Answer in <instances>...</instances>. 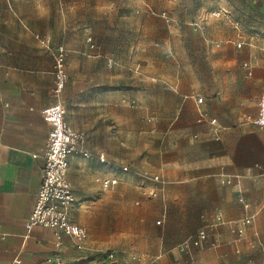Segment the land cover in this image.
Listing matches in <instances>:
<instances>
[{
    "label": "crops",
    "instance_id": "1",
    "mask_svg": "<svg viewBox=\"0 0 264 264\" xmlns=\"http://www.w3.org/2000/svg\"><path fill=\"white\" fill-rule=\"evenodd\" d=\"M61 5L58 0H0V264H9L16 258L20 264H37L56 254L63 256L64 264H97L98 260L94 251L101 245L89 238L92 226L89 218L87 226L78 223L73 206L72 221L85 227L87 232L81 241V250L76 248L73 237L59 230L28 227L41 184L45 143L52 128L43 118L42 110L60 102L65 108V121L70 125L68 82L73 88L79 87L68 72L67 56V80L62 94L58 100L50 96L55 79L54 58L52 51L42 48L40 41L50 37L52 49L61 44L58 31L62 26L57 27ZM220 59L222 66L237 65L231 55ZM252 62L254 70L248 71V75L226 68L217 72L224 78L201 91L205 98L203 104H197L191 94L187 96L188 102L182 106L187 118L179 119L183 125L176 128L175 135L183 139L192 136L203 147L192 157L185 154L178 157L177 166L172 162L163 166V175L167 177L162 176L160 193L164 206L162 228L155 238L156 247H151V253L140 255L137 264H144L155 256L159 257V264H175L172 248L203 225L213 223L218 210L226 220L239 219L255 211L256 216L245 227L246 239L235 242L227 224L209 226L203 247L192 248L191 256L184 257V261L264 264V129L254 124L240 125L237 121V116L244 112L256 115L258 98L264 94V53L257 52ZM71 96V104H79L73 93ZM205 110L211 119L200 117ZM171 131H167L168 136L173 135ZM87 159L83 157V163L77 155L68 159L67 178L76 200L80 196L76 186L90 192L97 184L107 191L122 180L123 173H117L118 183L104 189L97 179L111 177L113 173L97 159ZM87 163L95 166L100 163L104 168H95L81 176L74 173L78 170L74 166ZM169 176H173L172 180ZM223 176H231V182L221 184ZM151 186L156 185L151 183ZM81 198L87 196L81 195ZM244 202L250 203L249 210L244 209ZM87 211L88 215L92 214ZM143 219L147 239L152 233V224L148 215L144 214ZM251 241L256 243L255 249L250 248Z\"/></svg>",
    "mask_w": 264,
    "mask_h": 264
},
{
    "label": "rangeland",
    "instance_id": "2",
    "mask_svg": "<svg viewBox=\"0 0 264 264\" xmlns=\"http://www.w3.org/2000/svg\"><path fill=\"white\" fill-rule=\"evenodd\" d=\"M58 1L59 45L79 85L76 89L68 82L70 126L84 138L88 152L101 151L131 166L113 190L96 184L88 192L76 186L80 196L73 205L74 218L86 226L89 218V238L101 245L94 251L97 264H137L140 255L156 247L162 228L163 166H177L178 157H192L203 147L199 139L175 135L183 125L179 119L187 118L182 106L190 94L196 102L204 97L202 90L222 81L224 75L217 72L233 69L248 75L254 70L252 56L264 53V0ZM226 55L237 65L222 66L220 58ZM72 93L79 104H71ZM200 117L212 118L206 110ZM169 130L173 135L168 136ZM101 167L76 165L74 173L81 176ZM151 183L158 189L150 197ZM243 207L249 210L251 205L244 202ZM144 214L152 224L147 239ZM110 250L113 258L108 257Z\"/></svg>",
    "mask_w": 264,
    "mask_h": 264
},
{
    "label": "built area",
    "instance_id": "3",
    "mask_svg": "<svg viewBox=\"0 0 264 264\" xmlns=\"http://www.w3.org/2000/svg\"><path fill=\"white\" fill-rule=\"evenodd\" d=\"M90 42V38L87 40ZM42 48L52 51L54 58L53 73L54 84L50 89V96L58 100L64 89L67 80V52L64 47L58 45L51 48V38L44 37L40 41ZM240 46V44H237ZM90 48L94 44L89 45ZM204 98L198 96L197 104H202ZM43 118L49 122L52 128L46 139L43 159L44 167L40 188L37 192L32 212L28 219V227H41L59 230L64 234L73 237L76 240L75 246L78 250L83 249L81 241L86 236L85 227L76 224L70 217V209L76 202V196L73 192L72 185L67 178L68 159L72 155L80 154L88 159H97L100 163L106 165L107 169L113 173V176L103 178L100 181L104 189L112 188L118 183L116 174H124L130 171V166L109 160L104 153L93 154L88 152L85 147L84 138L65 121V108L60 102L42 110ZM206 119V118H205ZM240 125L254 124L258 128L264 129V94L258 98V111L256 115L242 114L237 120ZM214 122V120H213ZM216 131V128L214 129ZM154 181L159 180L158 175ZM231 176H223L221 184H229ZM157 185L152 188L149 195H157ZM248 207L247 204H244ZM255 214L245 215L239 219L226 220L220 211H216L214 222L208 223L197 229L194 233L186 237L180 243L172 248L176 256L175 264H191L190 261H184V257L191 256L192 248L203 247L209 233L207 227L227 224L231 233L234 235L235 242H241L246 239L245 227L251 223ZM160 223V220H157ZM256 235V233L254 234ZM215 244V241L212 245ZM250 248L255 249L256 243L251 241ZM108 257L113 258V251H108ZM9 264H20V259L16 258ZM37 264H64V258L60 254L48 257ZM144 264H159V257L149 258ZM244 264H250L249 261Z\"/></svg>",
    "mask_w": 264,
    "mask_h": 264
},
{
    "label": "bare ground",
    "instance_id": "4",
    "mask_svg": "<svg viewBox=\"0 0 264 264\" xmlns=\"http://www.w3.org/2000/svg\"><path fill=\"white\" fill-rule=\"evenodd\" d=\"M204 14V13H203Z\"/></svg>",
    "mask_w": 264,
    "mask_h": 264
}]
</instances>
